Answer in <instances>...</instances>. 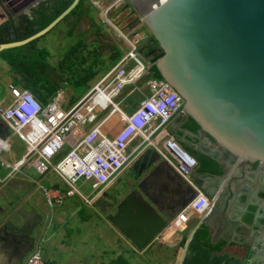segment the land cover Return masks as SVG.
Returning <instances> with one entry per match:
<instances>
[{
	"label": "water",
	"instance_id": "95a60500",
	"mask_svg": "<svg viewBox=\"0 0 264 264\" xmlns=\"http://www.w3.org/2000/svg\"><path fill=\"white\" fill-rule=\"evenodd\" d=\"M80 1L73 0L37 32L21 35L10 28L6 32L9 36H4V42L0 43V52L25 46L46 35ZM96 1L133 45L149 70L153 65L157 67L163 77L160 81L168 93L187 112L186 118L177 117L168 127L169 133L178 138L179 143L216 164L223 174V164L227 162L229 165L233 156L235 167L243 163L264 165V0ZM2 20L4 18L0 15V23ZM151 35L157 41L155 48L163 51L152 61L149 59L153 48L150 46ZM20 36L24 39L17 40ZM188 119L194 120L198 131L226 152L221 155L198 142V132L178 128V124ZM3 126L0 123V128ZM4 130L8 132L5 126ZM161 159L158 149L148 147L135 158L128 171L139 181L144 174L155 170ZM195 174L208 184L203 187L197 178L190 179L211 201V215L203 217L195 233L206 227L212 235L218 234L222 228L220 221L234 227V220L240 216L229 210L228 199L236 198L226 188L230 179L211 172L197 171ZM131 188L135 191L122 201L125 191ZM141 191L142 183H135L132 187L126 185L117 192V197L105 211L101 205L105 204L107 195L101 193L96 202L100 213L107 216V222L128 238L138 251L158 238L168 227L169 220L178 214L176 211L184 210L198 195L195 189L189 188L185 194L187 202L179 207V198L167 193L165 199L173 210L168 217L154 201L147 204L140 199L138 192ZM130 210L134 214H128ZM245 212L250 220L241 223L248 226L250 232H257L255 225L264 212L260 208L258 212ZM19 216L20 221L12 222L9 231L6 226L0 230V253L9 259V264H23L34 248L35 232L45 223L44 217L35 210H23ZM34 217H38L35 222L30 220ZM259 226L264 230V216ZM230 234L231 231L227 235ZM232 243L248 257V264L258 258L264 261V237L259 250L245 242Z\"/></svg>",
	"mask_w": 264,
	"mask_h": 264
},
{
	"label": "built area",
	"instance_id": "2783aa9c",
	"mask_svg": "<svg viewBox=\"0 0 264 264\" xmlns=\"http://www.w3.org/2000/svg\"><path fill=\"white\" fill-rule=\"evenodd\" d=\"M47 1L0 0V15L6 19L4 10H7L12 15L29 17L31 8ZM91 2L100 7L98 1ZM104 23L113 28L117 37L125 42L124 48L129 50L71 108H68L64 91H58L47 104L41 105L30 91L12 84L7 86L9 103L0 106V122L8 130L6 136H0V168L6 172L0 177V183L26 169H33L40 179L55 174L65 189L35 182L52 212L74 196L92 206L98 196L96 190L108 187L150 146L156 149L162 146L174 162V172L184 181H189L199 168L196 158L168 131L171 121L177 117L186 118L187 112L160 80L149 77V68L107 13ZM140 84L145 88L141 89ZM130 90L131 93L140 91L141 99L135 109L126 113L118 100ZM117 115L124 124L111 135L112 120ZM12 137L21 141L25 149L17 161L6 159L11 154ZM137 139L139 144L131 148ZM81 180L94 181L98 185L92 195L81 193L77 186ZM209 206V199L199 194L190 209L199 214ZM52 217L53 213L48 219L49 226ZM43 242L41 238L25 264H46Z\"/></svg>",
	"mask_w": 264,
	"mask_h": 264
},
{
	"label": "crops",
	"instance_id": "0c3cea01",
	"mask_svg": "<svg viewBox=\"0 0 264 264\" xmlns=\"http://www.w3.org/2000/svg\"><path fill=\"white\" fill-rule=\"evenodd\" d=\"M41 4H46V2H39L36 9ZM34 10L35 9L33 8V11ZM33 11L30 13V18L23 14L11 15V19L8 20L4 18L0 23V43L4 42L2 40L4 36H9L6 32L10 28H14L17 33L22 35L23 31L21 30L29 27L25 17L28 20H31L33 18ZM22 39H24V36H20L17 40ZM37 42H39V40L35 42V45ZM34 48L44 49L41 47L37 48L36 46ZM26 50L30 54L33 53L31 47H27ZM3 51H1L0 54ZM17 80L21 81L20 85L16 84ZM8 84L23 88L24 81H22L19 75L13 74L10 71L9 66L0 58V92H8ZM60 90L63 91L62 89H59L58 91ZM10 99L9 94V99H3L4 103H9ZM185 122L186 120L178 124V128H184ZM7 134L8 132L4 130V126L1 127L0 136H6ZM136 141L140 142L139 139L134 142ZM180 145L182 147L184 146L181 143ZM183 148L185 149L186 147L184 146ZM158 150L162 155V159L158 162L157 166H155V170L153 169L151 172L144 174L139 181H137L132 174H128L125 186L131 185L132 187L135 183H142V191L138 192L139 198L147 204H149L150 200L154 201V203L162 209L163 213L170 217L173 210L165 199L167 193H172L177 199L179 198V207L185 201V194L189 188L196 189L198 195H206L198 190L193 180L189 179V181H184L180 179L174 172V162L166 151L163 150L162 146ZM10 155L6 156V159H8ZM30 171L35 173L33 169L22 170L23 174H17L11 180L5 183H0V201L2 206L7 209L6 215L8 217H12L13 215L15 217L19 215V212L23 213V210L26 212L35 210L41 215L42 213L38 211V208L46 206V208L49 209L41 189L35 184V182H40L42 179L36 180L29 178L27 173ZM125 171H128V169ZM197 171H200V167L192 173L190 178L195 177L201 186H206V184H208L207 181L196 175L195 173ZM122 174L108 187L103 188L101 191L99 189L96 190L95 194H98V196H100L101 193L107 195V198L104 200L105 205L112 204V199L117 197L115 184ZM44 181L52 188L65 189L63 182L55 175H50L44 179ZM52 184H57L58 187H54ZM4 186L15 189L17 194H15L14 197H9L4 191ZM226 188H228V185ZM133 191H135L134 188L126 190L121 197L122 201ZM97 198L93 201L94 204L92 206L84 204L87 206L88 210H91V212L95 214L94 217H99L105 222L104 229H101L99 226H97L96 229L91 228V226L81 229L79 223L73 227V229H67L72 220H69L68 215L65 214V212H61V208L64 204L57 206L56 208L59 210L57 211L56 218L53 219L52 217L50 226L47 225V227L43 228L30 254L34 251L41 238L44 240L42 247L46 264H248V257L244 256V252L238 247H235L232 242H245L250 244L255 250L261 249L264 230L259 224L264 215L261 217L262 219H259L257 222L258 224L255 225L258 227V231L255 233L250 232L246 235L242 227L247 226L241 224L242 217H244L247 223L250 220H247L248 215L245 212L246 210L250 212H258L260 208L264 212V203L258 198L253 202L251 195H248V198L239 196L237 199L235 198L233 200L234 213L240 217L239 219L234 220L233 231L230 235L224 236L222 231L218 234L212 235L206 227H201L195 233V230L203 217L206 214L211 215V201L209 200V208L199 214H195L191 211L190 205L193 203L192 201L184 210L176 211L178 214L175 218L169 220V225L163 233L142 251H138L128 238L124 237L115 227L107 222V216L100 213L97 208ZM23 203H25V206H22ZM80 203L82 204V200ZM3 207L0 206V212H3ZM234 213L232 214L234 215ZM128 214H134L133 210H130ZM71 215L75 219L77 215H79L78 210L72 209ZM8 220L9 219L7 218L5 220L0 218V230L6 226L9 231L12 222ZM30 220L35 222L38 220V217H34ZM89 220L90 219L85 220L83 225H89ZM225 240H229V242ZM29 246L30 244L28 243L27 247ZM27 258L23 264L26 263ZM9 263V259L0 253V264ZM251 264H264V261L261 258H258L252 261Z\"/></svg>",
	"mask_w": 264,
	"mask_h": 264
},
{
	"label": "rangeland",
	"instance_id": "374dc122",
	"mask_svg": "<svg viewBox=\"0 0 264 264\" xmlns=\"http://www.w3.org/2000/svg\"><path fill=\"white\" fill-rule=\"evenodd\" d=\"M51 0H49L50 2ZM48 2V1H47ZM94 7L91 8L89 3ZM81 9L77 11L76 14L72 15L71 17L66 19V22L63 20L58 23L50 32H48L46 35H44L39 42L36 43V47L44 48V51L47 53V61L50 66V78L56 83V86H58L59 89H62L65 93V99L66 102L69 103L68 108H71L72 105H74L79 99H81L93 86L94 84L102 78L113 66V64L109 62V56L114 49L115 45L119 44V50H121V56L123 57L129 50L128 47H125L126 44L122 39H119L117 37V33L113 30L112 27L109 25H106L104 23L105 19V10L102 9L100 6L99 8L97 6H94L91 0H87L85 4L83 5ZM8 8V7H7ZM36 9V7L34 8ZM33 11L31 9L30 13ZM6 14V19H11V12H8L7 10H4ZM109 16V15H108ZM31 17V14L29 18ZM96 22V23H95ZM70 27H73V32L71 36H69V29ZM79 40L83 41L86 45L83 51L84 57L86 56L87 62L83 65H79L77 70L71 69V71H65L70 74H76L80 73L82 69H87L90 66L93 65V62L95 61V56L97 58L101 59L99 62L100 66L97 68L98 73H101L99 78H95L92 80L91 83H89L87 86L82 87H75L74 84H68L66 83L68 74L61 72V70H57L59 66V62L65 57V53L73 44H76ZM94 67V65H93ZM67 75V76H66ZM140 88L143 89L145 86H142L140 84ZM1 89V86H0ZM132 90L128 91L127 93L123 94L121 98L118 100V103L122 107V109L126 113H130L131 110L135 109L136 105L140 102V91L132 92ZM9 99V94L6 91L0 92V105L6 104L4 103L3 99ZM175 119H173L171 122H173ZM124 122L121 120V118L117 115L112 120V130L110 131V134L113 135L117 130H119L123 126ZM171 124V123H170ZM169 127V126H168ZM139 144V141L134 142L131 148H134L135 145ZM148 148V147H147ZM146 148V149H147ZM25 149L23 147V144L21 141H19L16 137H12V150L11 155L8 158L9 161H17L21 158V156L24 154ZM5 171L0 168V177L3 178L5 175ZM27 173V172H26ZM129 171H125L122 176L118 179L116 182V190L122 191L125 188V181L128 176ZM28 177L31 179L39 180L40 178L35 175L32 171L27 173ZM55 175V174H50ZM48 175L47 177H49ZM56 176V175H55ZM46 177V178H47ZM45 178V179H46ZM54 180V179H52ZM41 184L48 185V183H45L44 179L41 180ZM1 185V184H0ZM79 190L82 194L89 196L93 194V191L98 187V185L94 181L84 182L79 181L77 184ZM5 187V186H4ZM4 191L8 194L9 197H14L16 193L15 189H11L9 187H5ZM80 197H73L68 198L64 205L61 208V212H65V214L68 215L69 220H72L70 222V226L67 227V229H73L76 225H80V228H88V226H91V228L96 229L97 226H99L101 229L105 228V222L100 219L99 217H94L95 214L91 212V210L87 209V206H85L84 202L82 201V204L80 203ZM0 206H2L0 201ZM22 206H25V203L22 204ZM3 212H0V218L5 220L6 218L9 219L8 221L16 223L20 221V216L17 215L14 217H8L7 209L3 207ZM75 209L78 210L79 215L74 219L71 215V210ZM59 209L55 208L54 212L47 209L46 206H43L42 208H38V211L41 212V216L44 217L45 223L35 232V238L39 237L44 227H47L48 219L53 215V219L56 218L57 211ZM18 214V213H17ZM93 217V218H92ZM87 219L89 220V225H83V222Z\"/></svg>",
	"mask_w": 264,
	"mask_h": 264
},
{
	"label": "trees",
	"instance_id": "16d2710c",
	"mask_svg": "<svg viewBox=\"0 0 264 264\" xmlns=\"http://www.w3.org/2000/svg\"><path fill=\"white\" fill-rule=\"evenodd\" d=\"M72 2L73 0H51L50 2H46V4L39 5V7L33 11V18L31 20H28L25 17L27 25L29 26L27 27L29 29L31 28L33 31L44 28L56 17L55 11L61 13ZM85 2H87V0H81L79 5L65 17V20L70 16L76 14L79 9L84 7L83 5L85 4ZM89 6L91 8H94L91 5ZM72 32L73 27H70L69 36H71ZM150 40V46L153 45V48L151 49V52L149 54V59L152 61L154 58H159L163 51L161 50V48H155L157 41L152 35ZM36 41L38 40L32 41L25 46L5 50L0 54V58L9 66L10 71L13 74L19 75L21 77L22 81H24L22 87L28 89L33 94V96L41 103V105H45L57 93L59 88L58 86H56V83L50 78V66L46 59V50L44 51V49H35L34 45ZM83 43V41L79 40L76 44H73L70 48H68L65 53V57L59 62L57 70H61L62 74H66L67 72L65 71H71V69L77 70L79 65H83L87 62L88 58L86 56L84 57L83 55V51L86 45ZM27 47L32 48V54L27 52ZM109 57L110 58L108 60L110 64H113V68L114 65H116L117 62L122 58L121 50H112ZM100 61L101 59L95 56V61L93 62L94 67L92 65L87 69H82L79 74H71V78L70 74L67 73L68 76L66 75V83L74 84L75 87L87 86L92 82V80L100 77L101 73L97 74L99 71L97 70V68L100 66ZM149 77L163 80L162 75L155 65L151 67ZM20 82V80H17L16 84L20 85ZM184 128H187L193 133L198 132V126L192 119L186 120ZM185 150H187L192 156L196 158L197 162H199L200 171L211 172L217 174L218 176L222 175V172H219V167L216 164H212L206 161L187 148H185ZM52 186L58 187L57 184H52Z\"/></svg>",
	"mask_w": 264,
	"mask_h": 264
},
{
	"label": "flooded vegetation",
	"instance_id": "af4514ba",
	"mask_svg": "<svg viewBox=\"0 0 264 264\" xmlns=\"http://www.w3.org/2000/svg\"><path fill=\"white\" fill-rule=\"evenodd\" d=\"M55 13H56V16H57V14L59 12L55 11ZM64 21L66 22L65 18L63 19V22ZM21 31H23V34H26V33H29L31 31L34 33V32H37L38 30L33 31L31 28L30 29L29 28L28 29L24 28ZM42 37H40V38H38L36 40H40ZM115 49L116 50L119 49V44L115 45L113 50H115ZM198 134L200 135L198 142L206 144L209 147V149L216 150L221 155L224 152H226L224 148L219 146L212 139H210V138L207 139L205 137V135L203 133H201L200 131H198ZM235 163H236V159L233 156L232 160H230V162H229V165H228L227 162H225L223 164L224 174L222 173V175H224L226 180L230 179L228 184H227L229 191H231L235 197H237V196L239 197L240 196V197H247L248 198V195H251L253 202H255L256 198H258L264 203V165L259 164V163H243V164H240L237 167H235ZM226 197H229V196L226 195ZM187 199L188 198L185 197V201L184 202H187ZM228 201H229L230 213H234L233 199L229 198ZM245 203H246V201H245ZM231 204H232V206H231ZM107 206L108 205L102 204L101 208L103 210H105L107 208ZM248 219H250L249 216L247 217V220ZM242 221L247 223L246 220L244 219V217L241 218V222ZM220 224L222 226V228H220V230L222 231V234L224 236H227V234H229L230 231L232 233L233 226L225 224V223H223L221 221H220ZM242 229L246 233V235L250 233V229L248 228V226L247 227H242Z\"/></svg>",
	"mask_w": 264,
	"mask_h": 264
}]
</instances>
